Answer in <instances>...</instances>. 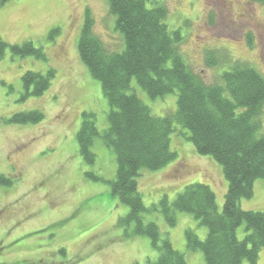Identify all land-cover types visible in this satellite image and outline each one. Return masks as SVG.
<instances>
[{"label":"rangeland","instance_id":"1","mask_svg":"<svg viewBox=\"0 0 264 264\" xmlns=\"http://www.w3.org/2000/svg\"><path fill=\"white\" fill-rule=\"evenodd\" d=\"M168 9L167 25L180 30L179 50L189 69L208 85L221 82L223 72L246 64L264 75V6L255 0H156ZM90 10L95 33L112 51L124 48L115 30L117 17L106 0H11L0 2V37L8 45L33 43L47 60L12 57L8 49L0 61V176L13 185L0 184V264H154L158 252L146 236H131L133 225H121L129 207L112 194L117 156L101 138L94 142L96 163L79 155L77 135L84 113L95 115L101 134L109 128L110 106L101 84L93 79L78 55V40ZM57 32H56V31ZM53 32V35L51 33ZM123 47V48H122ZM55 71L50 88L40 97L25 98L23 76ZM136 94L156 117L177 112L178 97L152 99L138 84ZM39 111L37 124L15 125L14 115ZM263 117L264 133V107ZM177 127L171 149L177 159L159 171H144L139 190L146 207L167 195L173 201L190 184H205L216 195L222 212L228 182L212 157L201 156L187 139L189 131ZM89 175L106 182L94 181ZM243 211L264 213V180L254 184V195L240 203ZM174 227L162 213L144 216L184 254L187 264H207L204 254L188 248L187 230L200 240L208 229L193 215L177 213ZM246 225L237 236L244 241ZM243 264H251L245 260ZM257 264H264V248Z\"/></svg>","mask_w":264,"mask_h":264},{"label":"trees","instance_id":"2","mask_svg":"<svg viewBox=\"0 0 264 264\" xmlns=\"http://www.w3.org/2000/svg\"><path fill=\"white\" fill-rule=\"evenodd\" d=\"M255 1L264 6V0ZM106 2L110 13L117 17L115 30L121 35L124 48L112 51L101 41L87 10L78 55L91 77L100 82L110 113L109 128L103 134L96 126L94 114L82 115L77 135L82 161L88 165L96 163L92 149L98 138L115 151L118 167L115 180L110 182L112 194L130 209L120 224L133 225L132 237L150 239L151 247L158 252L154 264H187L184 254L161 234L158 225L144 221L146 214L157 212L171 227L177 223V213H187L208 229L205 240H200L193 230L186 233L188 248L202 252L207 264H243L245 260L257 264L264 248V213L243 211L240 203L253 197L257 180H264V75L249 65L235 64L222 73L220 83L208 85L201 75L189 69L181 55L183 36L180 30H171L167 25L166 7L156 0ZM8 49L12 57L47 60L45 52L31 42L8 45L0 37V61ZM54 77L52 68L46 75L27 72L22 78L25 98L42 96ZM133 78L152 99L176 94L177 112L154 116L150 107L132 92ZM43 118L41 112L31 111L16 114L6 123L37 124ZM176 126L189 131L187 139L198 155L212 157L222 167L229 184L222 212L214 191L205 184H190L173 201L165 195L157 205L145 206L139 178L144 171H159L177 159L171 149ZM0 184L11 186L13 181L0 176ZM242 225H246L248 233L244 241L237 236Z\"/></svg>","mask_w":264,"mask_h":264}]
</instances>
